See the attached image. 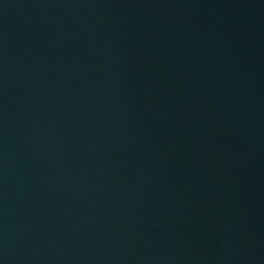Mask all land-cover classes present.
Wrapping results in <instances>:
<instances>
[{
	"label": "water",
	"instance_id": "obj_1",
	"mask_svg": "<svg viewBox=\"0 0 264 264\" xmlns=\"http://www.w3.org/2000/svg\"><path fill=\"white\" fill-rule=\"evenodd\" d=\"M0 264H264V0H0Z\"/></svg>",
	"mask_w": 264,
	"mask_h": 264
}]
</instances>
